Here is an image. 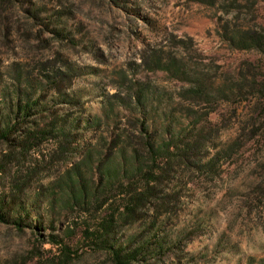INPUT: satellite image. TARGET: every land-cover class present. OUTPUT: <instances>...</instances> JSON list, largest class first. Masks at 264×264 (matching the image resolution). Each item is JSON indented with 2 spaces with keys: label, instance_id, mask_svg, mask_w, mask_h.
<instances>
[{
  "label": "rangeland",
  "instance_id": "374dc122",
  "mask_svg": "<svg viewBox=\"0 0 264 264\" xmlns=\"http://www.w3.org/2000/svg\"><path fill=\"white\" fill-rule=\"evenodd\" d=\"M17 106L49 133L0 169L29 210L0 222V264H65L61 245L66 264H113L108 246L145 242L133 264H264V0H0V118ZM199 136L211 171L168 170L160 152ZM77 179L92 200L71 199Z\"/></svg>",
  "mask_w": 264,
  "mask_h": 264
},
{
  "label": "trees",
  "instance_id": "16d2710c",
  "mask_svg": "<svg viewBox=\"0 0 264 264\" xmlns=\"http://www.w3.org/2000/svg\"><path fill=\"white\" fill-rule=\"evenodd\" d=\"M261 39L259 37L253 38V46L258 47L261 45ZM150 49H152L150 47ZM148 51V48H143V54H141V59L145 60V54ZM151 63H158L157 60H152ZM153 69V68H151ZM59 89V88H58ZM29 108L18 106L13 112L14 118H11L8 114L7 116L0 118V143L4 144L6 151L2 152L0 156V169L6 168L10 156L12 155L13 150H19L18 153L25 155L32 148L36 147L45 139L49 133V130L45 128H22L19 125L18 117L21 115L20 121L24 122ZM19 115V116H18ZM18 132V138H16L17 143L13 149L10 147L12 141L13 133ZM202 138L199 136L191 143H184L178 147L177 151L173 153V157L168 155L169 151L167 148L163 149L161 156L163 155V161L168 166V170H175L176 165L185 166L189 170L195 168L196 173H209L213 167L211 162L206 165L201 164V151H202ZM137 152V150H135ZM136 157V156H134ZM7 163V165H6ZM167 173L164 170H161L159 173L152 174L148 172L147 178L145 181L146 188L139 192L138 194L132 195L129 197L127 202L124 204V211L120 213V218L122 220H136V218L141 216L139 209L142 205L153 203L157 201L159 186L162 184L163 179ZM78 187L70 190V197L75 203L83 204L87 200H92L89 196L90 188L85 185L81 180L77 179ZM24 184L16 186L17 194L7 196H0V222H11L20 229L22 224L21 214L29 215V210L25 208L23 201L21 200V194L23 192ZM112 224L110 222L103 223V237L104 241L109 242V238L112 235ZM108 253L112 259L113 264H133L134 261L144 260V252L148 250L147 242L141 243L138 245V248L133 250L126 251L124 246H108ZM163 245L158 244L153 249L157 255L162 249ZM63 254V262L66 264L67 259L70 256L69 249L66 245L60 246ZM144 251V252H143Z\"/></svg>",
  "mask_w": 264,
  "mask_h": 264
}]
</instances>
